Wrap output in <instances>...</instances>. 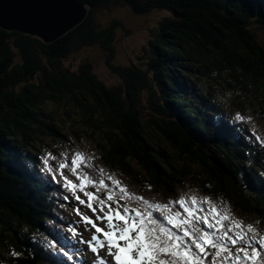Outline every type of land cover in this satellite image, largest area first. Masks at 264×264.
Returning a JSON list of instances; mask_svg holds the SVG:
<instances>
[{
	"label": "trees",
	"instance_id": "obj_1",
	"mask_svg": "<svg viewBox=\"0 0 264 264\" xmlns=\"http://www.w3.org/2000/svg\"><path fill=\"white\" fill-rule=\"evenodd\" d=\"M159 1L165 4L84 0L91 6L87 19L51 44L0 28V264H66L61 256L43 254L45 248L32 239L45 231L47 209L31 197L33 181L21 171L12 174L9 162L20 156L19 148L63 136L70 122L93 137L97 136L88 129L95 130L110 142L107 164L128 180L139 181L134 188L140 192L172 196L180 180L188 178L229 197L243 217L264 214L258 192L238 187L244 152L228 138L231 128L218 120L217 111L222 109L212 105L210 98L227 99L238 110L255 105V95L264 98V46L259 43L264 33L252 30L253 23L264 24V0ZM123 5L137 17L158 10L171 13L167 18L174 20L169 37L150 43L155 56L146 64L147 70L133 61L139 55L129 58L126 66L113 64L118 29L122 37L132 32L119 16L106 28L97 14ZM191 30L196 33L190 34ZM197 33L206 35L209 52L193 45L200 41ZM94 47L108 51L110 70L123 83H130L127 106L121 93L97 78L90 60L70 62ZM254 57L259 58L257 64ZM205 60L216 66L209 74L198 65ZM251 72L255 77H249ZM144 91L149 93L152 110L148 116ZM51 105L61 117L50 111ZM48 114L58 118L60 128L55 134L43 125L42 118ZM220 124L226 131L218 129ZM216 136L228 138L223 142L226 148ZM13 251L20 255L14 257Z\"/></svg>",
	"mask_w": 264,
	"mask_h": 264
},
{
	"label": "snow or ice",
	"instance_id": "obj_2",
	"mask_svg": "<svg viewBox=\"0 0 264 264\" xmlns=\"http://www.w3.org/2000/svg\"><path fill=\"white\" fill-rule=\"evenodd\" d=\"M234 119L248 122L239 114ZM90 159L72 146L71 153H46L43 169L83 206L76 212L92 233L81 242L98 264H264V235L235 219L228 207L221 210L196 195L150 201L130 192L111 173L105 177V169ZM63 255L72 259L67 251Z\"/></svg>",
	"mask_w": 264,
	"mask_h": 264
},
{
	"label": "rangeland",
	"instance_id": "obj_3",
	"mask_svg": "<svg viewBox=\"0 0 264 264\" xmlns=\"http://www.w3.org/2000/svg\"><path fill=\"white\" fill-rule=\"evenodd\" d=\"M129 3L134 4V5H138L137 4V0H128ZM143 2L147 1V0H142ZM152 1H157L160 4H165V2L163 1H159V0H152ZM124 6V7H123ZM121 9L115 11V10H111L108 9L107 11H101L97 14L98 18L101 20V22L103 24H105V27L110 29L112 26V23L114 21H116V19H118L117 17L119 16V19H123L124 23L128 29V31L132 32V35L130 37H122L121 36V31L119 30L120 34H116V36H120L119 40L116 41V43L113 44L114 49H115V53H116V58L114 61V65L118 66H126L128 64V60L129 58H132L134 55H139V58H136L133 61H139L140 62V66L143 70H147L146 68V64L150 63L151 60L153 59V57L155 56L153 52H151L150 50V43H153V45L155 44V41H158L162 36L163 37H169L168 35H171V33L168 31V27L170 22H173L174 20H172V18H167L169 16H171V13H166L165 11H158V10H154L151 12H147L144 15H141L139 17L134 16L131 14V12L129 11L128 7H126V5H123ZM118 13L116 15H114L113 13ZM169 20V21H168ZM176 22V21H175ZM177 23V22H176ZM159 24H161V26H159ZM201 25L198 26L199 30L201 29L200 27ZM234 29V28H233ZM257 29L258 33H264V24H257V23H253L252 25V30ZM160 30H163V32H160ZM235 31H238L237 29H234ZM190 34H195L196 32L194 30H191V32H189ZM134 34V35H133ZM198 34V33H197ZM165 35V36H164ZM199 35L200 41L197 43H193V45H199L201 46V48L205 49L206 52H209L210 48L208 47L207 43L204 42L205 40V36L203 35ZM162 37V38H163ZM236 43H238L237 41H235ZM259 43L264 46V37H262V35L260 34V41ZM235 45V44H233ZM236 46V45H235ZM105 47H107V45H105ZM151 52V53H150ZM211 53V52H210ZM109 52L104 50L102 47L99 49L97 47L94 48H88L85 51H82L81 53L77 54L74 58H72L70 60L71 63H76V64H80L85 60H90L93 64V67L95 68V74L97 76V78L102 81L108 88L110 89H114L117 90V93L122 95V97H120V99L123 101V103L127 106L126 99H128L127 97V92L129 91V86L130 83L126 82L124 80V83L122 81V79L117 75H115L110 68L108 67L106 61L109 58ZM245 58V57H244ZM261 60L263 59L262 56L259 57ZM258 57H254L253 62H255L257 64V62L259 61ZM258 59V61H257ZM246 60V64H249V61L247 58H245ZM254 63V64H255ZM198 65L200 66H204V68H201L203 70H205L208 74L210 73L211 69H215L216 66L213 65L212 63L207 62V60L203 61L200 64V61L198 62ZM247 71H251V70H247ZM249 77H255L249 74ZM258 79V76H257ZM255 83V82H254ZM126 85V89L123 87V85ZM153 92V91H152ZM200 94V93H198ZM142 96L146 99V104L143 107L144 109H146L147 111V116L150 114L151 110V104H150V98H149V93L147 91H144L142 93ZM255 104L258 105V107L260 108V110L263 112L264 108V98L258 95H255ZM52 112L55 111L56 115L58 117H61V112L60 110H56L57 107L51 105ZM98 108V107H97ZM99 109V108H98ZM256 107L253 109V107H251V112L255 113L256 112ZM262 124L264 125V118L261 121ZM212 124V120H209V122L207 123V126L211 127ZM46 127V131L48 132H52L53 130V126L50 122V120H47L44 122L43 124ZM93 135H96L97 137H95L97 139V141H99L100 144L104 145L107 149H108V145L109 147H111L110 142H107L105 138L102 137V135H100L97 131L95 130H90L88 129ZM80 133L84 136H87V134L82 133L80 131ZM87 140H90L87 138ZM92 141V140H90ZM94 142H96L95 140H93ZM91 144V142H89ZM111 152H116V150H112L110 149ZM180 151H177V154L179 155ZM163 156V155H162ZM194 159V158H193ZM188 178H183L180 180L181 184H184L185 182H187ZM130 184L132 185V183H134V181L129 180ZM180 184V185H181Z\"/></svg>",
	"mask_w": 264,
	"mask_h": 264
},
{
	"label": "water",
	"instance_id": "obj_4",
	"mask_svg": "<svg viewBox=\"0 0 264 264\" xmlns=\"http://www.w3.org/2000/svg\"><path fill=\"white\" fill-rule=\"evenodd\" d=\"M90 9L84 0H0V28L51 44L80 26Z\"/></svg>",
	"mask_w": 264,
	"mask_h": 264
},
{
	"label": "bare ground",
	"instance_id": "obj_5",
	"mask_svg": "<svg viewBox=\"0 0 264 264\" xmlns=\"http://www.w3.org/2000/svg\"><path fill=\"white\" fill-rule=\"evenodd\" d=\"M263 2H264V1H263ZM7 19H8V18H7ZM168 88H169V87H168ZM175 92H176V90H175ZM179 109H180V108H179ZM208 132H209V131H208ZM209 133H210V132H209ZM119 165H120V164H119ZM19 192H20V191H19ZM19 192H18V193H19ZM24 194H25V192H24ZM27 195H28V193H27ZM26 202H28V201H26ZM39 207H40V206H39ZM39 214H42V213H38V215H39ZM42 216H43V215H42ZM36 217H37V216H36ZM36 217H35V219H36ZM38 217H39V216H38ZM36 220H37V219H36ZM79 258H80V257H79Z\"/></svg>",
	"mask_w": 264,
	"mask_h": 264
}]
</instances>
